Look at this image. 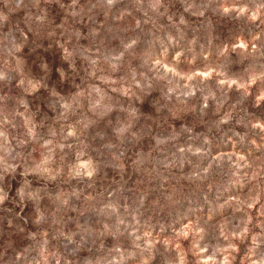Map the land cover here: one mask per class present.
<instances>
[{"label":"rangeland","instance_id":"1","mask_svg":"<svg viewBox=\"0 0 264 264\" xmlns=\"http://www.w3.org/2000/svg\"><path fill=\"white\" fill-rule=\"evenodd\" d=\"M0 264H264V0H0Z\"/></svg>","mask_w":264,"mask_h":264}]
</instances>
